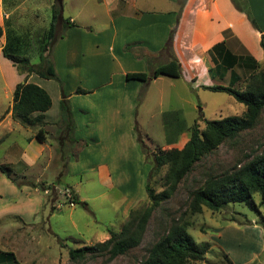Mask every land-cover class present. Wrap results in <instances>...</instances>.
I'll return each mask as SVG.
<instances>
[{
	"label": "rangeland",
	"instance_id": "rangeland-1",
	"mask_svg": "<svg viewBox=\"0 0 264 264\" xmlns=\"http://www.w3.org/2000/svg\"><path fill=\"white\" fill-rule=\"evenodd\" d=\"M15 1L14 4L8 1L6 4L9 7L14 5L19 7L17 13H22V17L17 19L11 17L10 21L20 26L28 25L30 21H38L42 25L46 12L48 17L49 11L51 12V8L48 9L49 3L53 2L54 7L60 5L59 0ZM62 5L65 18L74 16L79 23L91 24L95 30L100 27L104 17V6L98 4L97 0H62ZM94 14L96 17L92 18ZM49 20L47 19L48 27ZM37 27H32V30H36ZM39 31L42 32L41 29ZM61 31L60 26L59 33ZM32 36L30 40L40 37L36 34ZM58 44L60 47L56 50L57 62L61 74L66 77L64 87L69 88L68 48L72 44L68 39L60 40ZM25 47L32 62L38 63L40 61L38 46L31 43V46ZM4 58L9 61L7 57ZM2 69L3 66L0 63V74ZM83 72L89 73V70H83ZM94 74L96 73L91 71L87 76ZM199 74L198 76L193 74L187 66H184L181 68L179 78L165 76L157 83L143 85L137 115L138 130H136L138 142L140 141V151L136 144L125 147V144L130 143L129 140L127 142L121 140L122 137L109 148L93 145V143L89 147H86L87 144L57 147L59 152L65 151L63 157L57 152L58 162L54 164L59 171L51 173L50 169L49 172H45L51 175L50 177L42 173L44 179L40 178L41 172L35 167L22 168V165L16 161L18 159L16 155H13L14 162L7 164L12 167L18 182L45 181L46 185H53V188L46 193L38 188L45 200L42 217L38 224L26 226L13 216L0 221V248L15 252L17 257V262L9 260L2 264H135L147 255L148 249L167 231L174 220L188 223L189 232L198 242L211 243L212 249L200 264H230L229 255L227 257L225 254H229L227 250L231 248H238V250L241 248L249 256L252 251L255 253L259 243L256 238L264 242V203H260L259 192L253 195L256 206L253 202L251 204L249 202L231 203L221 211H214L204 205L201 211L194 212L191 202L193 192L204 184L208 176L231 169L238 162L246 161L252 155L264 150V110L253 128L226 140L211 154L195 164L181 180L171 197L163 201L154 211L139 246L115 258H110L106 253L78 260L70 257V249L108 239L109 228L120 231L131 210L148 205L150 199L146 190L147 183L157 192L169 187L165 180L169 172V164L154 170V154L168 148L163 126L164 111L181 110L189 128L191 127L180 135L179 142L185 144L190 139L195 125L201 129L205 128V118L221 119L230 115L244 114L246 106L243 103L225 91L204 88L205 81L212 77L202 72ZM35 80L41 79L36 77L32 81ZM50 80L59 87L57 80ZM243 82L236 86L244 88L246 84ZM229 83L230 77L227 76L214 79L208 85H228ZM2 85L0 83V96L6 106L10 98L3 96ZM86 99L91 98L76 99L74 102L75 118H77L75 121L77 120L79 125L82 124L81 129L79 128L83 131L82 134L89 131L88 127L83 125L89 117L80 111L91 105ZM97 131L99 134L105 133V130ZM22 132V134L26 132L31 134V131L26 129ZM107 140L109 141L110 138L107 137ZM15 142L20 146L26 144L20 132H13L7 145ZM176 147L179 150L183 149V145ZM86 148L87 150L82 153ZM1 150L0 155L4 154V147ZM138 151L141 153L140 156ZM129 157L132 163L130 165L133 166L131 173L124 169L128 165L126 163ZM101 163H105L112 170L111 176L104 177L99 173L98 165ZM69 188L74 191L71 192ZM74 192L79 195L80 203L72 201ZM53 204H56L57 209H52ZM249 264H264V252L260 259H254Z\"/></svg>",
	"mask_w": 264,
	"mask_h": 264
},
{
	"label": "crops",
	"instance_id": "crops-1",
	"mask_svg": "<svg viewBox=\"0 0 264 264\" xmlns=\"http://www.w3.org/2000/svg\"><path fill=\"white\" fill-rule=\"evenodd\" d=\"M7 1L13 4L16 2L0 0V24L4 28L10 27L17 33L28 36L26 46H31L32 43L38 46L39 52L40 41L51 24L53 2L49 3L48 9L51 8V12L49 11V17L46 12V21L44 20L42 25L38 21H30L28 25L20 26L10 21L11 17L16 19L22 17V13H17L19 7L15 5L9 7ZM97 3L104 6V17L96 30L91 24L79 23L74 16L67 17L73 22L69 26L61 20L57 23L50 59L60 80L54 77H42L35 73L28 77V81L44 87L53 101L52 107L45 112L47 138L44 142H40L35 137L36 129L24 126L12 114V95L17 83L26 79V74L20 73L10 59L5 60L3 46L6 37L0 39V63L3 66L0 74V83L3 84L1 89L3 96L10 98L9 104L5 106L0 96V152L4 147V154L0 155V164L14 162L13 155H16L18 158L16 161L22 165V168L35 167L41 172V179H44V173L49 172L50 169L51 173L58 170L55 167L58 162L57 147L73 144L68 133L65 132L61 119V101L64 94L69 97L74 120L77 119L74 105L76 99L91 98L86 100L94 105L80 109L89 117L83 124L89 131L82 134L83 131L79 130L82 124L79 125V122L75 121L74 137L79 140L77 142L79 145L75 144V146L86 142V147L93 143L109 148L122 137L121 140L126 142L129 140L130 143L125 144V147L134 144L139 147L140 141L138 142L136 130H138L137 115L141 89L144 84L157 83L168 75L142 81L128 79V73H152L157 66L176 57L181 63V68L187 66L197 76L201 72L208 77L211 76L212 78L207 79L203 84L207 85L220 77L229 76L231 79L232 69L239 73L241 82H246L249 69L245 62L253 64L254 59L264 64V50L261 45L264 34V0H246L249 12L240 9L234 0H97ZM80 13L81 11L78 16ZM91 17L95 18L96 15ZM251 17L257 26L253 24ZM47 19H50L49 27ZM34 26H38L36 30H32ZM60 26L61 33H59ZM32 33L40 37L30 40L34 35ZM65 39L72 44L68 48L69 88L64 87L66 77L60 72L57 62L58 52H56L60 47L59 41ZM216 46H224L226 52L230 51L237 57L236 62L230 63L228 60V64L232 67L226 72L211 71L216 66V60L222 61L216 51L212 53ZM23 52L28 54L26 47L23 48ZM241 59L243 62H240ZM83 70H89V73ZM91 71L96 74L87 76ZM36 77L41 80L32 81ZM50 79L57 80L59 87ZM78 88L86 91L78 93ZM23 129L31 131V134L28 132L22 134ZM97 130H105V133L99 134ZM13 132H20L21 138L26 141L24 146L16 142L7 145ZM106 136L110 138L109 141ZM138 149L140 151V147ZM86 150L87 148L82 153ZM59 153L62 157L65 155V152ZM128 159L126 163L128 165L124 169L131 173L133 166L130 165L131 158ZM98 171L104 177L111 176L112 173L105 163L98 165ZM21 183L22 185L19 186L0 171V221L13 216L26 226H34L41 220L45 200L38 188L31 186L30 183ZM256 239L259 241L258 249L255 253L252 251L250 256L241 248L227 250L233 264H249L254 259H260L264 252V242Z\"/></svg>",
	"mask_w": 264,
	"mask_h": 264
},
{
	"label": "trees",
	"instance_id": "trees-1",
	"mask_svg": "<svg viewBox=\"0 0 264 264\" xmlns=\"http://www.w3.org/2000/svg\"><path fill=\"white\" fill-rule=\"evenodd\" d=\"M234 2L240 9L249 12L246 0H234ZM251 19L253 24L257 26L255 20L252 17ZM60 20L64 21L66 26L73 23L69 18L63 16L61 5H56L53 7L50 27L40 41V61L38 63L32 62L31 58L23 52L28 37L17 33L10 27L4 28L0 24V39L6 37L3 46L4 55L14 63L20 73L26 74V79L17 83L15 87L11 108L12 114L24 126L36 129L35 137L40 142L46 141L47 138L45 112L52 107L53 101L50 93L44 87L28 81V77L35 73L42 77H54L60 80L50 59L51 45L56 37L57 23ZM261 45L264 50V34L262 35ZM225 50L224 46H216L212 50V53L216 51L219 57L222 58V61L216 60V66L211 69L212 72H226L227 69L232 67L228 64V60L230 63L236 62L237 57L230 51L226 52ZM240 62H243L242 59ZM245 64L249 69V75L244 88L236 86L241 82V77L234 69L231 70V79L228 85H203L206 89L225 91L233 95L237 101L246 106L244 114L230 115L221 119L205 118V128L201 129L198 125H195L190 139L185 144L180 143L179 138L184 131L188 130L189 125L181 110L165 111L163 113V126L168 148L161 149L154 154V170L156 171L163 165L169 164V172L165 178L169 187L157 192L147 183L146 190L150 203L142 208L131 210L120 231L109 228L110 236L108 239L70 249L71 259H84L88 256L105 253L110 258H115L139 246L143 241L154 211L163 201L171 197L181 180L193 169L195 164L211 154L226 140L235 138L241 132L253 128L257 124L264 110V64H260L254 59L253 64L247 61ZM160 75L180 77V61L173 57L168 62L157 66L152 73L130 72L127 74V78L147 81ZM85 91L82 88L77 89L78 93ZM61 119L65 132L68 133L69 139L75 145L79 140L74 137L76 124L67 94L63 95L61 101ZM84 144L86 142H81V145ZM179 145H183L182 150L176 147ZM62 152L65 151L62 150ZM0 171L19 186L22 185L15 177L12 167L8 164H0ZM46 183L45 181L31 182L30 185L42 189L46 193L50 188H53V185H46ZM69 189L71 192L74 191L72 188ZM256 192L261 195L260 203H264V150L252 155L246 161L238 162L231 169L208 176L204 184L193 192L191 207L194 212H199L204 205L214 211H221L231 203L249 202L251 204L253 202V205L256 206L253 200V195ZM72 195L74 203L81 202L78 194L74 192ZM52 209H57L56 204L52 205ZM211 249L212 246L209 241L198 242L194 238L188 230V223L174 220L167 231L148 249L147 255L135 264H200L201 261L205 260L206 254ZM225 255L228 257V254ZM9 260L17 262L15 252L0 248V264ZM229 262L233 264L230 258Z\"/></svg>",
	"mask_w": 264,
	"mask_h": 264
},
{
	"label": "water",
	"instance_id": "water-1",
	"mask_svg": "<svg viewBox=\"0 0 264 264\" xmlns=\"http://www.w3.org/2000/svg\"><path fill=\"white\" fill-rule=\"evenodd\" d=\"M59 3H60V5H61V11L63 12L62 0H59Z\"/></svg>",
	"mask_w": 264,
	"mask_h": 264
}]
</instances>
